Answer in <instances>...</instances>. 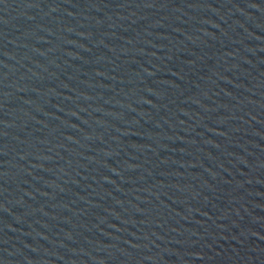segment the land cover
Listing matches in <instances>:
<instances>
[{
	"label": "water",
	"instance_id": "obj_1",
	"mask_svg": "<svg viewBox=\"0 0 264 264\" xmlns=\"http://www.w3.org/2000/svg\"><path fill=\"white\" fill-rule=\"evenodd\" d=\"M44 0H0V98Z\"/></svg>",
	"mask_w": 264,
	"mask_h": 264
}]
</instances>
